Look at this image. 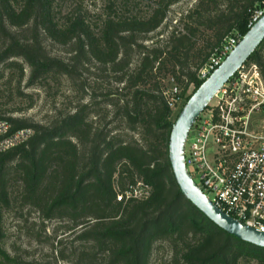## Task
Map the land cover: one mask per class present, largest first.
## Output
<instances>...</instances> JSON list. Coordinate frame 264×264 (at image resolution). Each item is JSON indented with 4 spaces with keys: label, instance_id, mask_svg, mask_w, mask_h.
I'll return each instance as SVG.
<instances>
[{
    "label": "trees",
    "instance_id": "16d2710c",
    "mask_svg": "<svg viewBox=\"0 0 264 264\" xmlns=\"http://www.w3.org/2000/svg\"><path fill=\"white\" fill-rule=\"evenodd\" d=\"M80 1L64 14L63 0H0V83L33 100L23 89L57 97L65 79L75 95L47 124L8 118L0 104V121L34 132L0 154V264H154L160 244L170 257L156 264H264L263 248L228 234L184 196L169 158L175 109L206 81L199 71L215 49L247 34L262 0H198L152 44L149 35L183 0H105L95 21ZM46 40L68 57L51 55ZM250 64L264 80V41ZM139 185L148 197L118 201ZM7 215L50 245L43 261L7 250Z\"/></svg>",
    "mask_w": 264,
    "mask_h": 264
},
{
    "label": "built area",
    "instance_id": "2783aa9c",
    "mask_svg": "<svg viewBox=\"0 0 264 264\" xmlns=\"http://www.w3.org/2000/svg\"><path fill=\"white\" fill-rule=\"evenodd\" d=\"M264 16V0L251 15L249 29ZM242 40L229 36L212 53L199 71L207 80ZM169 106L181 102L180 90L170 92ZM193 127L190 151L186 144V165L198 187L228 216L264 233V133L254 131L253 120L264 116V80L258 65L244 66L215 96ZM32 129L14 130L8 120L0 121V154L27 143ZM199 179V184L196 182ZM211 195V196H210ZM149 192L139 185L123 198L142 199Z\"/></svg>",
    "mask_w": 264,
    "mask_h": 264
},
{
    "label": "rangeland",
    "instance_id": "374dc122",
    "mask_svg": "<svg viewBox=\"0 0 264 264\" xmlns=\"http://www.w3.org/2000/svg\"><path fill=\"white\" fill-rule=\"evenodd\" d=\"M63 13L69 12L71 8L80 4V0H63ZM198 0H183L172 7L168 21L164 23L161 29L156 33L149 35L147 44H152L160 39L166 40L181 15H185L191 8H193ZM87 10L93 21L96 16H102L105 9V0H84L82 4ZM180 31L182 28L179 29ZM45 45L51 55L61 58H67L68 49L63 48L57 44L52 43L49 40L45 41ZM200 46L203 45L201 42ZM27 72V68H26ZM60 94L57 97L53 95L55 92H49L48 90L41 89L40 87L32 89H23V91L31 95L33 100L28 98H20L15 95L14 87L6 88L0 83V104L4 105L6 117L26 120L29 123L47 124L51 118L56 114V109L66 108L67 104H70L75 98L72 93L69 83L64 79L61 84ZM193 87L187 92V96L193 93ZM31 105V107H30ZM182 109L179 105L175 112L178 114ZM254 131L263 134L264 133V116H257L253 120ZM193 135L191 140L187 143V150L190 151ZM196 182L199 184V179L196 178ZM211 196V195H210ZM36 213H32V220H36ZM37 221V220H36ZM49 231L52 232L58 224L52 222L49 225ZM5 229L7 232L6 248L11 254H19L26 260L31 262H41L45 257L50 254V245L48 243H38L33 238L29 237L25 232L20 230L19 223L12 215H7L5 220ZM168 246L166 244H160L156 247L153 263L156 264L162 259H168L169 256ZM66 264V263H62Z\"/></svg>",
    "mask_w": 264,
    "mask_h": 264
},
{
    "label": "water",
    "instance_id": "95a60500",
    "mask_svg": "<svg viewBox=\"0 0 264 264\" xmlns=\"http://www.w3.org/2000/svg\"><path fill=\"white\" fill-rule=\"evenodd\" d=\"M264 41V16L250 29L221 66L197 89L178 115L170 135L169 158L184 196L210 221L239 240L264 249V233L225 214L198 187L186 165V144L199 117L223 87L244 67Z\"/></svg>",
    "mask_w": 264,
    "mask_h": 264
}]
</instances>
